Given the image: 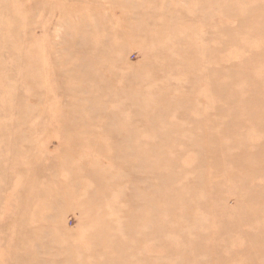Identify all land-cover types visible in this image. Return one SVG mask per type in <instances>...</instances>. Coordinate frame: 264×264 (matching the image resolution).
I'll list each match as a JSON object with an SVG mask.
<instances>
[{
    "label": "rangeland",
    "instance_id": "rangeland-1",
    "mask_svg": "<svg viewBox=\"0 0 264 264\" xmlns=\"http://www.w3.org/2000/svg\"><path fill=\"white\" fill-rule=\"evenodd\" d=\"M0 264H264V0H0Z\"/></svg>",
    "mask_w": 264,
    "mask_h": 264
}]
</instances>
